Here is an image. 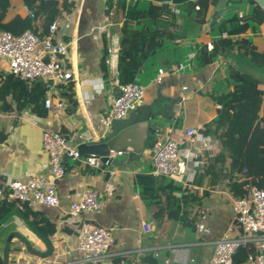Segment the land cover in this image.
Listing matches in <instances>:
<instances>
[{
	"label": "crops",
	"instance_id": "obj_1",
	"mask_svg": "<svg viewBox=\"0 0 264 264\" xmlns=\"http://www.w3.org/2000/svg\"><path fill=\"white\" fill-rule=\"evenodd\" d=\"M139 1L142 8L148 7V0ZM247 1L227 0L219 20L232 15L243 16ZM219 2L210 6L204 25L209 23ZM261 8L264 10V5ZM104 10V0H76L74 13L70 16L62 13L58 19L61 27L54 40L69 45L66 60L67 68L73 74L75 105L62 97L63 89L56 85L49 88L47 96L52 106L49 109L44 107L46 112L43 117L29 111L20 114L0 112V136L4 137V141L0 142V175L5 177L6 183L26 182L47 174L48 159L42 148L43 130L59 132L76 148L83 143L101 144L116 134L111 127L106 129L98 121L99 114L107 107L108 97L116 95L120 86L117 81V56L121 24L113 25L107 21ZM24 12L22 7L21 13ZM219 20L208 30H203L204 25L201 31L188 25L182 38L164 41L138 71L134 82L143 87L144 102L127 119L138 121V118L148 116L149 122L157 125L159 134L145 141L138 156L116 155L114 159L119 166L99 162L97 167H90L66 159L63 162L65 175L55 182L59 206L49 208L28 204L29 208L43 213L58 228V234L56 231L48 241L50 253L44 255L47 248L40 238L19 216L12 215L0 226L1 264L5 244L11 234L21 236L26 242L12 239L9 264H83L76 243L78 222L69 221L67 212L71 204L89 190L99 193L102 208L91 214H82L80 220L112 228L115 238L110 250L115 255L104 258L101 264H135L146 256H151L157 264H165L167 259L170 264H209L213 253L210 242L237 234L229 232L234 214L231 208L233 198L226 182L210 179L211 183H208L205 178L200 185H196L195 176L191 189L198 196H207L202 199L198 210L193 206L194 217L189 218L190 222L184 227L167 218L162 226H158L153 216L154 208L146 205L134 186L136 175H151V146L158 135L161 137L169 130L178 132L202 127L208 136L216 138L210 130L215 128L213 121L220 105L213 98V93L223 88L226 90L221 84L230 61L218 57L208 65H200L198 54L202 48L212 46L219 39L215 29ZM250 26L251 29L243 37L250 41H259L260 38L264 41V24L254 26L251 23ZM104 51L107 52L106 59H111V63L106 65L107 78L100 66ZM3 64L0 62V74L8 73L6 62L5 67ZM159 69L163 70V75L162 82L157 84L155 79ZM255 77L261 80L264 76L255 74ZM258 88L264 90L262 80ZM58 103L62 106L58 107ZM261 115H264V97ZM142 224H148L149 233L143 231ZM170 246L177 247L176 256ZM172 258L177 261H171Z\"/></svg>",
	"mask_w": 264,
	"mask_h": 264
},
{
	"label": "trees",
	"instance_id": "obj_2",
	"mask_svg": "<svg viewBox=\"0 0 264 264\" xmlns=\"http://www.w3.org/2000/svg\"><path fill=\"white\" fill-rule=\"evenodd\" d=\"M148 1V7L142 8L139 0H104L106 20L113 25L121 24L117 56L120 86L135 83L143 63L162 47L164 41L182 38L188 25L201 31L210 6L218 0H196L179 6L163 3L171 0ZM22 7H26L31 15L21 13ZM75 8L76 0H0V29L13 35L29 30L45 38L49 25L62 13L72 15ZM179 20L183 21L182 30L179 29ZM251 23L254 26L264 24V10L254 0L247 1L243 16L220 19L215 27L219 39L213 42L212 50L207 51L206 46L198 54L200 65H208L218 57L230 62L222 83L226 90L213 93L220 109L213 121L215 128L210 132L219 140V148L203 166L202 172L197 174L196 185L205 178L208 183H211L210 179L221 180L227 183L232 198L248 196L247 183L264 190V115H261L264 90L258 88L261 80L255 77V74L264 76V41L261 38L259 41L262 43L250 41L243 37L251 29ZM106 57L107 52L104 51L100 66L107 78ZM59 86L63 89L62 97L75 105L72 82ZM49 88L50 83L41 80L28 84L17 76L0 74V112L20 114L29 111L43 117ZM3 141L4 137L0 136V142ZM134 186L146 205L154 208L153 216L158 226L163 225L165 218L186 226L189 218L194 217L193 206L198 210L202 199L207 196H198L191 185L182 186L169 178L158 179L151 175H136ZM0 191H3L0 196V226L12 215H17L24 222L29 221L47 241L55 235L56 225L43 213L33 211L27 203L22 204L21 209L16 207L17 202L10 198L2 175ZM251 252L248 248L238 249L233 256V264H245ZM141 262L157 264L151 256H146Z\"/></svg>",
	"mask_w": 264,
	"mask_h": 264
},
{
	"label": "built area",
	"instance_id": "obj_3",
	"mask_svg": "<svg viewBox=\"0 0 264 264\" xmlns=\"http://www.w3.org/2000/svg\"><path fill=\"white\" fill-rule=\"evenodd\" d=\"M163 3L171 4V1ZM24 11L31 15L26 7ZM60 27L58 20L51 23L45 38H40L29 30L13 35L0 29V59L7 62L8 74L17 76L28 84L39 80L50 83V86L72 82L73 74L67 68L66 60L69 45L54 40ZM207 50H212V46L207 45ZM110 63L109 57L105 64ZM162 75L163 70L159 69L155 79L157 84L162 82ZM143 102L144 89L140 85L132 83L118 86L117 94L108 97L107 107L99 114L98 121L104 128L109 129L112 122L124 120L132 112L139 110ZM51 106L52 101L46 96L44 107L49 109ZM61 106L58 103V107ZM184 145L187 147L183 148ZM218 146L219 140L208 136L202 127L178 132L169 130L161 137L158 135L152 143L151 175L169 178L182 186L192 185L195 176L202 172L203 166L213 157ZM42 148L48 159L47 174L26 182L6 183L10 198L17 202L16 207L20 209L24 203L49 208L59 206L55 182L65 175L63 158L79 161L90 167H97L99 164L95 155L82 157L77 148L57 131L43 130ZM116 155L121 154H110L113 159ZM243 173H246L245 169ZM245 189L248 196L233 198L231 201L234 222L229 227V232L237 234L210 242L213 244V253L209 264H233V256L240 248L252 251L245 264H264V190L251 183L245 184ZM101 208L99 193L89 190L82 193L67 212L69 221L78 222L76 243L83 264H101L104 258L115 255L110 251L115 244L113 229L80 220L82 214H91ZM142 225L143 231L149 233L148 224ZM171 252L176 256L177 247H172ZM171 261L177 260L172 258ZM164 263L170 264V260L167 259Z\"/></svg>",
	"mask_w": 264,
	"mask_h": 264
},
{
	"label": "water",
	"instance_id": "obj_4",
	"mask_svg": "<svg viewBox=\"0 0 264 264\" xmlns=\"http://www.w3.org/2000/svg\"><path fill=\"white\" fill-rule=\"evenodd\" d=\"M196 0H171V4L173 6H179L186 4L188 2H194ZM227 0H220L217 5L216 11L211 15L210 21L208 24L203 26V30H208L213 28L217 21L219 20L221 13L220 11L224 7V4ZM259 6L264 5V0H254ZM177 18L179 19V14L177 12ZM182 28V20H179V29ZM150 119L148 116H143L138 118V121H132L131 119H124L114 121L111 124V129L116 131V134L108 138L105 142L101 143L103 149L108 154H128L132 157L138 156L140 151L142 150L145 141L148 138H154L157 134H159V130L157 125L153 122H149ZM78 152L82 157H88L89 155H95L98 158L99 162L105 164V159L102 157L99 147L96 143H83L77 147ZM68 158H63V162ZM116 164L119 166V162L114 159ZM27 227H29L42 241V243L47 248V251L44 255H47L51 251L50 243L44 238L43 235L39 233V231L32 226L29 221L24 222ZM58 234V228H56ZM13 238H17L19 240H23L21 236L17 234H11L8 236L3 256L2 264H9V252H10V243Z\"/></svg>",
	"mask_w": 264,
	"mask_h": 264
},
{
	"label": "bare ground",
	"instance_id": "obj_5",
	"mask_svg": "<svg viewBox=\"0 0 264 264\" xmlns=\"http://www.w3.org/2000/svg\"><path fill=\"white\" fill-rule=\"evenodd\" d=\"M97 145H98V147H99V150H100V152H101V155H102V157L105 159V161H106V163H107V165L109 166H114V163H116L115 161H114V159L110 156V154H108L104 149H103V147H102V145L100 144V143H97Z\"/></svg>",
	"mask_w": 264,
	"mask_h": 264
},
{
	"label": "rangeland",
	"instance_id": "obj_6",
	"mask_svg": "<svg viewBox=\"0 0 264 264\" xmlns=\"http://www.w3.org/2000/svg\"><path fill=\"white\" fill-rule=\"evenodd\" d=\"M258 42H261V43H262V41H258ZM0 62H3V63H4L3 66L5 67V62H6V61L3 60V59H0ZM6 64H7V62H6ZM3 66H2V67H3ZM261 80L264 81V77H262ZM221 85L224 87V84H221ZM223 89H224V88H223ZM223 89H222V91H223ZM220 91H221V90H220ZM215 92H216V94H217L218 91H215ZM214 98H215V97H214Z\"/></svg>",
	"mask_w": 264,
	"mask_h": 264
}]
</instances>
